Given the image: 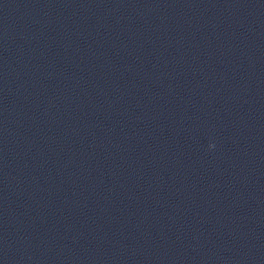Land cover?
Instances as JSON below:
<instances>
[{"label":"clouds","instance_id":"9594fccd","mask_svg":"<svg viewBox=\"0 0 264 264\" xmlns=\"http://www.w3.org/2000/svg\"><path fill=\"white\" fill-rule=\"evenodd\" d=\"M209 147H210V148H211V147H214V145H211V144H210Z\"/></svg>","mask_w":264,"mask_h":264}]
</instances>
